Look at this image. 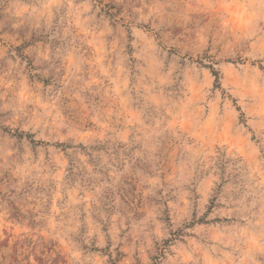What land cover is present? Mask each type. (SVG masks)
I'll return each instance as SVG.
<instances>
[{"label":"rangeland","instance_id":"374dc122","mask_svg":"<svg viewBox=\"0 0 264 264\" xmlns=\"http://www.w3.org/2000/svg\"><path fill=\"white\" fill-rule=\"evenodd\" d=\"M0 264H264V0H0Z\"/></svg>","mask_w":264,"mask_h":264}]
</instances>
